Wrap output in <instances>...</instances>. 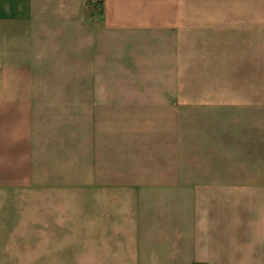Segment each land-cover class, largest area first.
<instances>
[{
	"label": "crops",
	"instance_id": "obj_1",
	"mask_svg": "<svg viewBox=\"0 0 264 264\" xmlns=\"http://www.w3.org/2000/svg\"><path fill=\"white\" fill-rule=\"evenodd\" d=\"M0 264H264V0H0Z\"/></svg>",
	"mask_w": 264,
	"mask_h": 264
},
{
	"label": "rangeland",
	"instance_id": "obj_2",
	"mask_svg": "<svg viewBox=\"0 0 264 264\" xmlns=\"http://www.w3.org/2000/svg\"><path fill=\"white\" fill-rule=\"evenodd\" d=\"M82 81V80H81ZM77 80L72 79H64V88L67 90V93H65L64 97L65 99H77L78 96L71 94V88L72 86L76 85ZM81 105L79 106V110L75 109L76 103L74 101V104H71L70 102H67L65 100L64 105V111L62 118H64L65 122H69L70 124L72 119L78 118L81 120V122H86L90 118V111L88 110V95H82L79 96ZM119 105L113 101L112 104V110L110 112V115H108V118H111L112 124H113V141H116L113 143L116 146H119V138L120 137V131L125 129L124 127H120V123L124 121V119H128V122L131 120H138V119H144V118H150L154 114L155 117L159 112H146V111H139V110H121L118 109ZM103 113V111H101ZM106 112V117H107ZM161 116V115H160ZM70 130V127L68 128ZM67 130V131H68ZM115 151L118 153L119 150ZM164 154H110V160L112 162L113 167H122V166H128V167H136L142 164L143 161L151 162V163H161L162 160L158 159L157 156L163 157ZM80 166H85L86 163L83 160H79Z\"/></svg>",
	"mask_w": 264,
	"mask_h": 264
}]
</instances>
